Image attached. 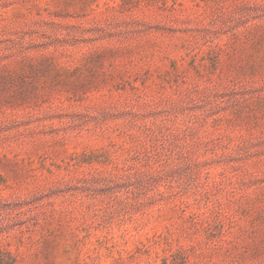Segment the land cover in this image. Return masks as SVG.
Returning <instances> with one entry per match:
<instances>
[{
  "label": "rangeland",
  "instance_id": "rangeland-1",
  "mask_svg": "<svg viewBox=\"0 0 264 264\" xmlns=\"http://www.w3.org/2000/svg\"><path fill=\"white\" fill-rule=\"evenodd\" d=\"M0 264H264V0H0Z\"/></svg>",
  "mask_w": 264,
  "mask_h": 264
}]
</instances>
